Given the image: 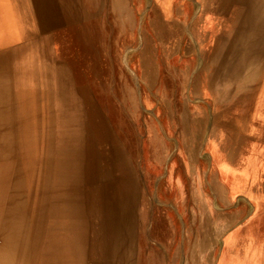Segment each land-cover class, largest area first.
<instances>
[{"label":"bare ground","instance_id":"bare-ground-1","mask_svg":"<svg viewBox=\"0 0 264 264\" xmlns=\"http://www.w3.org/2000/svg\"><path fill=\"white\" fill-rule=\"evenodd\" d=\"M153 1L162 10L149 23L157 61L147 38L140 47L139 77L147 86L158 84L163 130L176 133L182 160L193 100L209 95L216 119L209 140L222 148V159L214 162L230 168L199 181L191 153L181 168L197 230L186 252L192 257L199 250L209 259L205 242L212 244L244 206L233 210L232 202L247 195L243 203L252 200L264 216V197L251 199L264 195V166L248 169L242 163L257 118L264 120V0H196L194 13L185 0ZM131 24L126 0H0V264H38L37 247H43L44 236L50 241L48 232L50 264H163L165 239L158 231L167 238L171 230L149 203L151 191L142 196L134 150L113 132L86 84L77 81L71 56L78 50L90 58V67L103 59L106 71L115 73L114 80L110 72L105 79L106 85L114 82L115 110L128 113L133 90L118 84L123 66L116 47ZM181 52L194 57L184 60ZM167 70L176 84L171 93L163 89ZM204 88L209 93L200 94ZM145 131L146 153L161 162L157 124L153 128L145 120ZM179 170L171 166L166 185L180 180ZM30 192L36 199L31 209Z\"/></svg>","mask_w":264,"mask_h":264},{"label":"rangeland","instance_id":"rangeland-1","mask_svg":"<svg viewBox=\"0 0 264 264\" xmlns=\"http://www.w3.org/2000/svg\"><path fill=\"white\" fill-rule=\"evenodd\" d=\"M185 1V7L187 6L190 12L194 13V11L196 12L198 10V5L195 3L196 0ZM126 4L132 16V24L128 32H125L123 36L119 37L116 49L119 52V61L122 63L123 66V68L119 67V71L121 73V81H118V84H121V86L128 85L129 88L133 90L131 98L128 99V113L126 111L125 113L122 111L116 112L115 110V97L112 94L114 91V82L113 86L106 85L105 83V79L108 76V72L111 73L113 80L115 78V73L112 69L106 71V64L104 63L103 59H99L96 65L90 67V58L84 56L81 52L76 49L73 50L71 56L73 57V60L75 62L73 66L74 74L76 76L77 81L86 84L92 96L102 106L103 110L105 111L108 123L112 128L113 132L118 136L119 139H121L123 142H126L127 146L129 144L131 149L134 150L135 160L138 167L137 170L142 181V196L144 197V193H146L147 195L148 192L151 191L150 195L148 194L149 203L155 206V208L157 209L156 215H160L164 223L167 224L171 230V234L167 238L166 233H164L162 228L160 229L161 232L158 231L160 233L158 236H164L163 239H165L164 243L166 248L163 254V256L165 255L163 264H215V258H212L214 257L213 250H215V246L217 251L221 247L222 242L221 238H219L221 232L217 235V237H215V241L212 244L205 242L206 246L209 248V259L204 258L203 254L200 253L199 250L195 251V253L192 254V257H190L186 252L187 245L189 244L190 240L195 239L197 235V230L195 225V217L193 215L194 209L191 201V189L190 185L188 184L189 180L181 170V168L183 167V161L187 159V155L190 153L193 154L194 157V169L197 171V173H199L197 174V178L199 181H206L209 178L210 174L217 175V172L220 170L229 171L230 169L226 164L220 165L217 162H214V158L216 156L218 159H222L219 153L222 148L216 142H210L209 140L210 128L213 122L216 121V119L212 116L211 113V104L209 103L210 97H208L209 95H205L202 99L195 98L193 100L195 103V108L193 111L194 114L191 118V121L189 122L191 130L186 134V137L184 139V149L183 154L181 156L182 160H180V157L178 158V155L176 154V133L172 134L168 132V134L166 131L163 130L165 124L164 122L166 121L165 105L158 97V84H154L153 86H147L146 83L139 77L140 47H142L143 41L147 40V38L148 41L152 40V32L149 28V23L154 18V13L160 15L162 10L159 8V5L158 7L155 5L157 4V1L153 0H126ZM169 5L170 6H167V9L169 12H171L173 5L172 3H169ZM183 45L184 41H181L179 48L182 49ZM152 46L153 47L151 48V56L155 62L157 61V51L155 50L153 43ZM33 50H35L34 47L29 50L30 53L34 54L35 52H33ZM181 54L182 55H180L179 57L188 61L192 57H194L193 54L183 55L182 52ZM126 68L128 71L126 70ZM123 76L128 83L124 81ZM163 78H165L163 80V89H165V91H168V93L174 91L176 84H174V80L171 76L170 71L167 70L165 74H163ZM182 87L185 92V85L183 84ZM183 90L181 89L180 93ZM199 93L205 94L209 92L207 89L204 88L200 90ZM29 101H33V99L31 98L29 99ZM254 102L250 104L251 108L257 107V103ZM252 109L250 111H252ZM221 119L224 120L223 118ZM257 119V128L250 135L251 142L247 143L242 155V163L248 169H255L258 166H264V128L261 127V124H264V120H261L259 118ZM145 120H148L151 127L153 128L155 127V124H157V130L159 131L157 132V135H159L158 141L161 145H163L161 162L153 160L149 156V154L146 153L145 146L143 145V139L146 138ZM196 121H198V123H196ZM137 129L140 130L137 131ZM14 133H16L15 130L13 131L12 135H14ZM195 134L196 136H198L196 137ZM38 153L39 152H37V154ZM15 154L16 152L13 151V163L16 165ZM173 157H175V159L177 160L175 161V163L173 162ZM172 165L175 166L176 169L180 168V180L177 182V180L175 179L174 183L172 182L173 185L168 186L165 184V179L168 177V173ZM243 165L241 167H243ZM240 174H242V170ZM148 176L149 179H151L150 185L147 183L146 179V177L148 178ZM243 184L244 182H241L240 184H238V186H244ZM137 190L139 191L140 189ZM138 193L140 194L141 190L140 192H137V195ZM33 196L34 194L31 192L30 195L26 196L28 198L27 203L29 209H31L30 204L36 202V199ZM205 196H207V194ZM139 197L140 198H137L138 202H142L141 195H139ZM251 197H254V195ZM262 197H264V195H262L261 193L260 196L251 199H253L254 201H256V199H260L262 201ZM235 198L237 199V196ZM243 201V197H239L238 201L236 200L237 204L232 202L231 207L233 210H235L239 206H244L240 211H238V214L241 212L240 215L237 216L238 218L236 217L237 219H235V221H233L227 227H230L231 225H244L245 223L255 224L256 222H253V220L251 219L259 220L261 222V225H264V216H262V212H256L254 202L250 200L249 202H247L246 205L243 203ZM151 205L149 207H151ZM171 206L173 207V209ZM247 214L249 215V219L245 217V215ZM31 224V228L33 230L34 222H31ZM148 225L150 226V222H148ZM164 229H166V227H164ZM136 230L138 231L139 228H136ZM48 233L50 241L48 242V240H46L44 236L42 238V244H44L43 247H37L38 252L41 254V257L39 256L38 264H41L43 262L46 264H50V257H53L52 251H50L52 234L50 232ZM41 234L44 233L41 231ZM137 236H139V234ZM33 238L34 240H38L37 236H34ZM86 245H88L87 240H85V246ZM263 245L264 242L262 244V247ZM154 250L155 248H153V251ZM223 261L224 259H221L219 264H222ZM262 264H264V257Z\"/></svg>","mask_w":264,"mask_h":264},{"label":"crops","instance_id":"crops-1","mask_svg":"<svg viewBox=\"0 0 264 264\" xmlns=\"http://www.w3.org/2000/svg\"><path fill=\"white\" fill-rule=\"evenodd\" d=\"M241 193V192H240ZM240 193L236 195H240ZM249 199V196H243V200ZM249 215H245L247 219ZM255 224L245 223L244 225H231L224 229L219 238H221V247L213 250L215 264H262L264 257L263 233L264 225L259 220L251 219ZM250 222V221H249Z\"/></svg>","mask_w":264,"mask_h":264}]
</instances>
